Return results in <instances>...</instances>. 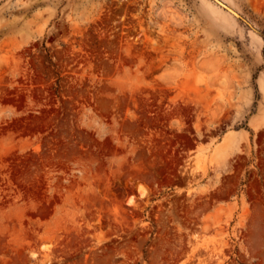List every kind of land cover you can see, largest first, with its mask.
<instances>
[{
    "label": "rangeland",
    "instance_id": "374dc122",
    "mask_svg": "<svg viewBox=\"0 0 264 264\" xmlns=\"http://www.w3.org/2000/svg\"><path fill=\"white\" fill-rule=\"evenodd\" d=\"M0 264H264V0H0Z\"/></svg>",
    "mask_w": 264,
    "mask_h": 264
},
{
    "label": "bare ground",
    "instance_id": "6f19581e",
    "mask_svg": "<svg viewBox=\"0 0 264 264\" xmlns=\"http://www.w3.org/2000/svg\"><path fill=\"white\" fill-rule=\"evenodd\" d=\"M232 139H233V134H230V133L224 137L225 142L231 141ZM157 151H158V153H157L156 157H154L156 159L153 158L154 160L151 159L153 157V152H151L152 157L150 156V154L148 152L140 153L137 156V162H133L134 163L133 165L130 164L131 166L127 169V172L129 174H140L141 173L140 168L142 167V165L147 164L150 161H153L156 164V166L159 165V169H168V168H166L167 167V162L165 160L166 158H164L165 157L164 155H166V154H163V152H162L163 147H162V151H159V150H157ZM164 151H165V149H164ZM159 169H158V171H159ZM154 186L153 187L150 186L149 188H145V187L140 186V188H139L140 197H145V196L149 195L153 191ZM130 200H131V197L128 198V201H130ZM48 247H49V245H48ZM33 255H35V253H33Z\"/></svg>",
    "mask_w": 264,
    "mask_h": 264
}]
</instances>
